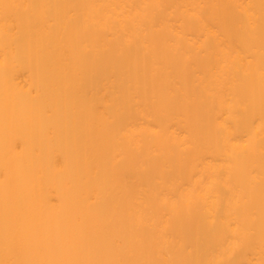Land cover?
Returning a JSON list of instances; mask_svg holds the SVG:
<instances>
[{
	"label": "bare ground",
	"instance_id": "6f19581e",
	"mask_svg": "<svg viewBox=\"0 0 264 264\" xmlns=\"http://www.w3.org/2000/svg\"><path fill=\"white\" fill-rule=\"evenodd\" d=\"M0 264H264V0H0Z\"/></svg>",
	"mask_w": 264,
	"mask_h": 264
}]
</instances>
